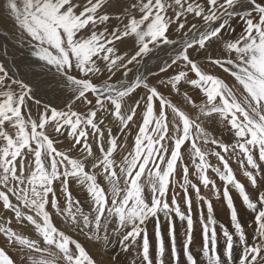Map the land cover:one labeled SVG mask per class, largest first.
Segmentation results:
<instances>
[{"label":"snow or ice","instance_id":"snow-or-ice-1","mask_svg":"<svg viewBox=\"0 0 264 264\" xmlns=\"http://www.w3.org/2000/svg\"><path fill=\"white\" fill-rule=\"evenodd\" d=\"M0 264H264V0H0Z\"/></svg>","mask_w":264,"mask_h":264},{"label":"rangeland","instance_id":"rangeland-1","mask_svg":"<svg viewBox=\"0 0 264 264\" xmlns=\"http://www.w3.org/2000/svg\"><path fill=\"white\" fill-rule=\"evenodd\" d=\"M233 167L235 169L236 168V165H233ZM237 177L242 182H244V178H243L242 174H240L239 172H237ZM202 194H204L203 189H202ZM233 197H234V200L237 203V206L239 207V200H238L235 192H233ZM212 199H213V204H214L215 216H216L218 222L227 224V216H226L225 207L220 202H217L214 197ZM194 208H195V205H194ZM205 212H206V210H205ZM163 226H164L163 230L165 231V233L163 232V234H164L165 241L167 242V225L164 224ZM176 230H177V238H178V242H179L180 234H181V231H182V229L180 227V222L179 221L176 222ZM151 231L152 232L154 231V222H151L149 224V227H148L149 235H150V232ZM152 239L154 240V238H152ZM196 239H197L196 240V243L199 244L200 243V238H199V228H198V224H197Z\"/></svg>","mask_w":264,"mask_h":264},{"label":"bare ground","instance_id":"bare-ground-1","mask_svg":"<svg viewBox=\"0 0 264 264\" xmlns=\"http://www.w3.org/2000/svg\"><path fill=\"white\" fill-rule=\"evenodd\" d=\"M150 224V223H149ZM148 227H149V225H148ZM163 228H164V226H163ZM154 232V231H153ZM152 231L150 232V237L151 238H154V233H153ZM163 232L165 233V231L163 230ZM197 240V239H196Z\"/></svg>","mask_w":264,"mask_h":264}]
</instances>
